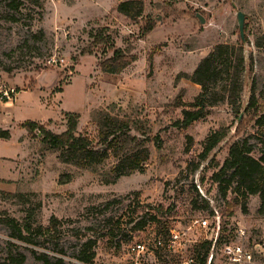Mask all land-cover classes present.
<instances>
[{
	"label": "rangeland",
	"instance_id": "rangeland-1",
	"mask_svg": "<svg viewBox=\"0 0 264 264\" xmlns=\"http://www.w3.org/2000/svg\"><path fill=\"white\" fill-rule=\"evenodd\" d=\"M11 1L0 0V127L11 132L10 139H0V264H14L19 255L22 264H44L37 257L43 253L76 264L90 239L96 241L95 264H187L195 242L216 234L214 227L207 232L193 228L200 218L214 225L216 218L226 221L223 237L235 235L236 220L252 239L264 236L259 196L251 197L245 213L231 190L224 195L213 178L236 140L249 137L259 156L253 123L237 132L248 112L242 110L239 118L222 103L204 118L182 124L184 109L200 92L190 75L217 44L242 39L239 12L245 14L247 57L243 107L252 82L258 94L262 90L264 46L256 43L264 36V0H144L138 21L118 12L119 0H19L20 9ZM148 22L154 24L149 32ZM101 30L130 62L121 73H107L100 65L113 56L107 43L90 48ZM101 109L130 120L131 133L149 139L144 172L107 184L103 178L114 159L98 170L80 169L62 162L59 152L23 126L36 121L61 133L68 128L66 113H78L77 134L98 144L92 114ZM221 127L230 128L229 136L201 160L205 139ZM193 199L206 207H195ZM146 214L166 222L172 239L179 236L163 258L156 256L155 225L134 229ZM54 219L57 228L47 231ZM19 227L27 240L17 237ZM138 244L146 248L138 250ZM211 264L229 263L217 251Z\"/></svg>",
	"mask_w": 264,
	"mask_h": 264
},
{
	"label": "trees",
	"instance_id": "trees-1",
	"mask_svg": "<svg viewBox=\"0 0 264 264\" xmlns=\"http://www.w3.org/2000/svg\"><path fill=\"white\" fill-rule=\"evenodd\" d=\"M11 6L20 9L23 2L12 0ZM119 13L132 21L143 18L145 11L144 0H119L117 6ZM148 25L147 31L154 29L152 22ZM242 38V37H241ZM247 41V40H246ZM107 43V50L113 51V56L103 60L100 65L107 73H121L129 64L124 50L115 47L113 38L105 34L102 30L94 34V40L90 48ZM258 47L264 46V36L257 41ZM52 63V62H50ZM250 71L253 64L250 63ZM247 70V57L245 54V40L242 38L238 43H220L205 56L190 79L200 86V92L191 103L190 109H184L182 124L188 126L193 122L204 118L209 110L222 103H228L232 109L240 114L248 112V117L242 118L237 128L240 134L246 127L253 123L257 128V138L260 148L259 156H255L254 146L250 144L249 137L234 141L229 147V155L220 169L214 173L213 178L220 183L224 195L231 190L234 194L235 205L241 206L243 211L248 212V203L252 196L258 195L260 198L259 214L264 215V85L258 94L257 84L252 82L251 94L245 107L242 105V94L245 88V72ZM7 102V101H6ZM68 128L61 133H56L48 129L45 124L36 121H27L23 126L29 134L41 137L46 147L54 152H59L62 162L72 164L80 169L98 170L101 165L114 159L110 172L103 178L107 184L116 183L121 177L129 176L135 172H144L145 164L149 161L151 152L147 146L148 138L140 139L131 133V121L115 116L108 109L96 110L92 114V121L99 130V143L87 135L77 134L80 114L67 112ZM230 128L221 127L210 133L204 141V149L201 153V160H207L211 153L229 136ZM9 129L0 127V139H10ZM199 167L195 166L194 171ZM72 179L70 174L67 175ZM196 193H199L198 188ZM199 195V194H198ZM193 205L197 208H204L205 205H198V199H193ZM163 207H161V210ZM160 211V210H159ZM149 215V216H148ZM51 228H57L56 220H52ZM148 223H153L156 229V241L158 248L156 256L163 258L164 249L173 251L174 246L170 243L172 239V228L162 222L157 214H146L139 220L135 230H142ZM19 229L20 239L27 240ZM28 231H32L31 226L26 225ZM227 229V222H222V230ZM41 230V228H39ZM112 233V232H111ZM223 237L220 239L222 243ZM96 241L90 239L83 245V248L76 255L79 263L95 264L96 251L94 246ZM211 240H198L192 246L191 256L194 264H209L212 254ZM64 254V251H60ZM44 264H68L62 257H51L47 253L37 256ZM175 262L176 258H170ZM24 256L19 255V259L13 260L14 264H22Z\"/></svg>",
	"mask_w": 264,
	"mask_h": 264
},
{
	"label": "built area",
	"instance_id": "built-area-1",
	"mask_svg": "<svg viewBox=\"0 0 264 264\" xmlns=\"http://www.w3.org/2000/svg\"><path fill=\"white\" fill-rule=\"evenodd\" d=\"M5 96L9 95V91H6ZM5 98V97H4ZM215 225L212 224L207 218L195 219L193 221V228H200L209 231L214 227L216 234L212 237H206L203 239L211 240L212 254L210 256L209 264L213 261V257L217 251L226 257L229 264H264V236L252 239L248 229L240 221L236 220L234 224V236L223 237L220 232L222 230L221 217L216 218ZM223 237V242L220 239ZM179 236L176 234L170 243L174 246L177 245ZM144 244H138L137 249H145ZM194 258L190 257L187 260V264H194Z\"/></svg>",
	"mask_w": 264,
	"mask_h": 264
},
{
	"label": "water",
	"instance_id": "water-1",
	"mask_svg": "<svg viewBox=\"0 0 264 264\" xmlns=\"http://www.w3.org/2000/svg\"><path fill=\"white\" fill-rule=\"evenodd\" d=\"M200 17V22L204 23V18ZM238 20H239V27H240V32H241V36L244 39V34H245V14L243 12H239L238 13Z\"/></svg>",
	"mask_w": 264,
	"mask_h": 264
},
{
	"label": "crops",
	"instance_id": "crops-1",
	"mask_svg": "<svg viewBox=\"0 0 264 264\" xmlns=\"http://www.w3.org/2000/svg\"><path fill=\"white\" fill-rule=\"evenodd\" d=\"M10 104H12V102L8 103L7 105H10Z\"/></svg>",
	"mask_w": 264,
	"mask_h": 264
}]
</instances>
